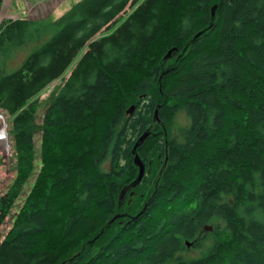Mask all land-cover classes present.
Wrapping results in <instances>:
<instances>
[{
	"label": "trees",
	"instance_id": "1",
	"mask_svg": "<svg viewBox=\"0 0 264 264\" xmlns=\"http://www.w3.org/2000/svg\"><path fill=\"white\" fill-rule=\"evenodd\" d=\"M59 2L47 0L38 10ZM49 34L17 69L4 72L9 48ZM76 60L42 126L41 200L31 196L32 211L22 210L0 242V264H264V0H79L53 20L3 21L0 106L17 112L23 181L35 165L38 95ZM130 97L135 110L127 116L123 101ZM180 110L191 124L177 140L168 129ZM5 128L0 190L10 175ZM148 130L137 153L146 172L156 156L165 169L154 187L145 175L120 204L122 188L139 173L134 145ZM72 179L80 183L71 212L55 213L57 189L71 190ZM15 184L0 207V228L23 185ZM141 185L150 188L146 196L131 199ZM124 207L131 215L122 214ZM205 226L214 235L205 255L177 256L188 242L199 244Z\"/></svg>",
	"mask_w": 264,
	"mask_h": 264
},
{
	"label": "rangeland",
	"instance_id": "2",
	"mask_svg": "<svg viewBox=\"0 0 264 264\" xmlns=\"http://www.w3.org/2000/svg\"><path fill=\"white\" fill-rule=\"evenodd\" d=\"M47 0H3L1 7H0V27L3 21L9 20V19H18V18H27V19H32V20H53L58 17H60L64 12H66L72 5L77 3L79 0H61V2L57 3L55 6H53L52 10H49L47 8V11L45 12H40L38 10L39 4H42L46 2ZM55 7V8H54ZM49 10V11H48ZM127 11L123 13V18L127 17V13H130L132 10V7L128 6ZM108 31H105L107 33ZM51 36L45 35L41 39L38 40H28L23 46L20 48H9L7 52L4 55L3 58V67H4V72H11L15 69H17L27 58V56L32 53L34 50L39 48L41 45H43L47 39ZM78 60H76L71 67L65 72V74L52 81L39 95H38V105L34 111V115L36 116V122H37V131L35 134V159H34V168H33V173L25 180H21L20 177H18V171H17V162H18V154L15 146V138H14V125H13V118L14 114L17 112L11 113L10 109L0 106V128L1 124L5 123V140L4 144L7 146V154H8V162L5 163V167L7 169V172L10 173L9 177H5L6 185L2 187L0 190V207L4 205L7 201H9V194L11 189L13 188L15 183H17L19 180L22 182V187L21 189L16 193V195H13V202L10 203V206L8 208V215L5 219V222L0 228V242L6 237L10 229L16 225L20 213L23 211L30 212L32 211V197L33 194L38 195V199H40L41 196V191L39 187L41 186V170L45 166V163L43 162L42 159V138H43V122L46 118L47 115V109L48 106L50 108V105L53 103L54 96L57 94L58 90L64 85L66 80L69 78L70 74L72 73V70L76 67ZM137 77H131L129 79V82L133 83L135 82ZM133 81V82H132ZM132 86V85H131ZM131 88V87H130ZM131 96V95H130ZM125 103L124 107L128 109L131 108V97L123 101ZM28 108V106L22 107L18 109L17 111H24ZM135 110V109H134ZM134 113V111H133ZM132 113V114H133ZM127 116H130L127 115ZM190 120L184 110L178 111L173 120H172V125L170 129H168L170 136L177 139L181 140L183 138V133L184 129L190 126ZM121 129V126L117 127V131ZM124 133V132H123ZM131 130L126 131V137L131 138ZM56 145V144H55ZM56 149H52V157L58 159L60 161L61 159V154H59L58 147H53ZM0 150H1V145H0ZM56 152V154L54 153ZM78 151H73V153H77ZM159 157V158H158ZM156 156L155 161H154V166L150 172H146L145 175L149 173V178L151 182V186L154 187V184L158 178L160 177L162 171L165 169V166L163 165V156ZM160 159V160H159ZM49 160V158L47 159ZM109 161L105 162L104 166L105 169H108L109 167ZM126 164L125 159H121L120 165ZM54 166V165H52ZM137 166V165H136ZM138 167V166H137ZM139 172V170H137ZM138 176V173L136 177ZM53 180L51 179L49 181V187H51ZM71 182V190H67L65 192V189L58 188L57 189V194L54 201H57L58 199V204L56 207H53V211L55 213H61L62 215H69L71 210H69L72 207V200H73V193L75 191H78L79 189L78 180L72 179ZM54 186H61L59 183H54ZM53 189V187H52ZM148 186L141 185L140 188L136 189V191L132 192V198L136 200L140 195L143 196V198L146 196V192L149 191ZM64 191V192H63ZM61 197V199H60ZM128 207H124L122 214H125L127 216L131 215L128 211ZM65 211V212H63ZM225 224L223 223V226ZM213 230V229H212ZM212 230L207 229L205 232L201 231L199 235V244L187 247L185 250L180 252L177 256H180L186 260L190 259H198L202 256L205 255V252L210 249V247L213 244V238L214 235ZM95 237L92 239L94 241ZM66 241L61 240V247L64 248ZM79 242V241H78ZM78 242H74V245H77ZM68 247V245H67ZM69 248V247H68ZM67 248V249H68ZM69 260V259H67ZM168 264H175L174 261L168 262Z\"/></svg>",
	"mask_w": 264,
	"mask_h": 264
},
{
	"label": "water",
	"instance_id": "3",
	"mask_svg": "<svg viewBox=\"0 0 264 264\" xmlns=\"http://www.w3.org/2000/svg\"><path fill=\"white\" fill-rule=\"evenodd\" d=\"M216 9H217V5L215 4L213 7H212V14L214 15L215 12H216ZM201 32H199L196 36L200 35ZM173 50H176V47L170 49L167 54L164 56L165 58H170L172 56V51ZM161 105L159 104L156 109H155V112H154V121H153V124L156 122V121H159V109H160ZM135 109V105H132L131 108L128 110V113L129 114H132L133 111ZM150 134V130L146 131L139 139L138 141L136 142V144L134 145V148H133V158H134V162L135 164L139 167V173H138V176L132 181L130 182L128 185L124 186L121 190V193H120V204L121 202L123 201V199L125 198V195L127 194V192L136 187L144 178L145 174H146V165L144 163V161L140 158L139 154L137 153V148L145 141V139L149 136ZM147 207V204H145V206L143 207V210L144 211ZM121 216V214H116L110 221V223L114 222L117 218H119ZM205 229H209V230H212L213 229V226H205ZM188 246L190 247L191 246V243L188 242L187 243Z\"/></svg>",
	"mask_w": 264,
	"mask_h": 264
}]
</instances>
